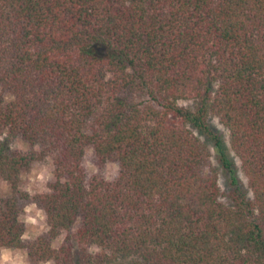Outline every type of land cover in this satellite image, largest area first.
Listing matches in <instances>:
<instances>
[{
  "label": "trees",
  "instance_id": "trees-1",
  "mask_svg": "<svg viewBox=\"0 0 264 264\" xmlns=\"http://www.w3.org/2000/svg\"><path fill=\"white\" fill-rule=\"evenodd\" d=\"M45 161V188L23 189ZM0 180V250L29 264H264V0H0ZM30 203L48 230L25 241Z\"/></svg>",
  "mask_w": 264,
  "mask_h": 264
},
{
  "label": "rangeland",
  "instance_id": "rangeland-1",
  "mask_svg": "<svg viewBox=\"0 0 264 264\" xmlns=\"http://www.w3.org/2000/svg\"><path fill=\"white\" fill-rule=\"evenodd\" d=\"M96 52L98 54H103L104 50L101 47H96ZM180 104L185 105L187 107H193L194 103L191 100H180ZM208 121L216 131V133L220 136L223 144L224 151L227 155L229 161L232 162L234 173L233 175L236 177V181L238 186L246 191L248 196H250V192L247 187L246 177L241 169V163L235 152L233 151L230 144V134L228 129L223 126L218 118L210 114L208 116ZM194 133L203 141L206 146L210 149V157L208 166L215 169L218 176V184L221 190L220 200L225 203H229L230 200L228 198L229 191L231 189L230 179L231 175L222 168L219 163L216 152L213 146L212 141L203 133H200L195 127H192ZM14 146L21 150H28L29 145L27 142L23 141L21 138H18L14 142ZM37 148V146H36ZM84 165L89 174L95 173L98 171L97 162L92 155L91 151H88L84 158ZM52 170L53 165L50 161H45L41 163H36L32 165L29 169L23 170L21 172V187L27 190L30 193H34L36 191H42L45 188V184L48 180L52 178ZM117 165L113 162L107 163L101 173L107 178H114L117 175ZM9 187L5 181L0 180V194L8 193ZM20 219L25 223V232L23 238L25 241L32 240L40 235H45L48 226L45 221V215L41 208H39L36 204L30 203L26 205L24 211L20 215ZM63 240V234H61L56 240L53 242L55 246H58ZM91 251H96L95 247H90ZM130 258H117L112 261L110 264H129ZM0 264H29L27 254L23 249H8L2 248L0 250ZM43 264H53L51 261L44 262Z\"/></svg>",
  "mask_w": 264,
  "mask_h": 264
}]
</instances>
